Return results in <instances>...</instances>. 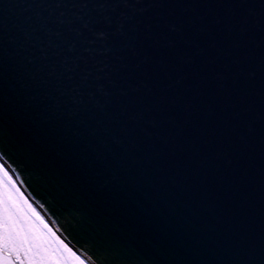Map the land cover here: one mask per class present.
I'll use <instances>...</instances> for the list:
<instances>
[{
  "label": "water",
  "instance_id": "water-1",
  "mask_svg": "<svg viewBox=\"0 0 264 264\" xmlns=\"http://www.w3.org/2000/svg\"><path fill=\"white\" fill-rule=\"evenodd\" d=\"M137 7L0 0V151L101 264H264V0Z\"/></svg>",
  "mask_w": 264,
  "mask_h": 264
},
{
  "label": "snow or ice",
  "instance_id": "snow-or-ice-1",
  "mask_svg": "<svg viewBox=\"0 0 264 264\" xmlns=\"http://www.w3.org/2000/svg\"><path fill=\"white\" fill-rule=\"evenodd\" d=\"M128 7L135 4L138 9L147 11L150 3L163 4L168 0H118ZM249 15L255 10L249 9ZM246 23V20H245ZM150 24L135 25L136 31H147ZM135 53V48L132 49ZM254 74H250V79ZM161 104L175 105V100L162 96ZM185 111H191V105L185 104ZM255 136V124L247 127L246 132L236 137L235 143L229 145L226 163L231 167V150L236 144L244 148ZM232 139L231 136L228 137ZM6 152L0 151V264H101V260L87 249L75 250L54 228L52 222L38 210V206L22 191L17 168ZM17 167H19L17 165Z\"/></svg>",
  "mask_w": 264,
  "mask_h": 264
}]
</instances>
